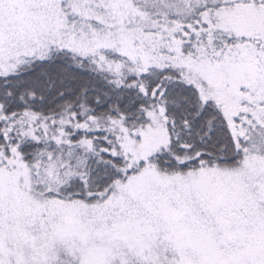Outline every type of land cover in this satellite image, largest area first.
Segmentation results:
<instances>
[{"label":"snow or ice","instance_id":"snow-or-ice-1","mask_svg":"<svg viewBox=\"0 0 264 264\" xmlns=\"http://www.w3.org/2000/svg\"><path fill=\"white\" fill-rule=\"evenodd\" d=\"M0 264H264V0H0Z\"/></svg>","mask_w":264,"mask_h":264}]
</instances>
